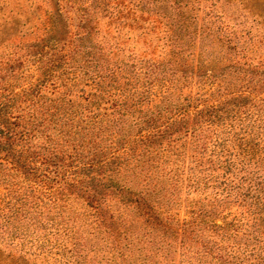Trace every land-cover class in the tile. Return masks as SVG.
Masks as SVG:
<instances>
[{"label": "trees", "instance_id": "trees-1", "mask_svg": "<svg viewBox=\"0 0 264 264\" xmlns=\"http://www.w3.org/2000/svg\"><path fill=\"white\" fill-rule=\"evenodd\" d=\"M15 1L0 264H264V0Z\"/></svg>", "mask_w": 264, "mask_h": 264}, {"label": "rangeland", "instance_id": "rangeland-1", "mask_svg": "<svg viewBox=\"0 0 264 264\" xmlns=\"http://www.w3.org/2000/svg\"><path fill=\"white\" fill-rule=\"evenodd\" d=\"M10 2H16L15 0H9ZM29 1V2H28ZM27 2H25V0H21V2L26 4V14L24 19L22 20V22H26L27 26L24 28V31L26 32V42H32L35 38L36 35L41 36V32L43 29L42 26V20L44 18V5H42V11H36V6L32 5V3H35L39 6H41L42 4V0H28ZM3 24V19L2 16H0V25ZM1 28V27H0ZM245 28L249 29V26L246 25ZM253 33H255V31L253 30Z\"/></svg>", "mask_w": 264, "mask_h": 264}]
</instances>
